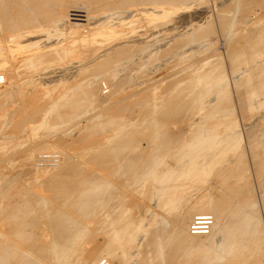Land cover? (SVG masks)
<instances>
[{
    "label": "rangeland",
    "instance_id": "obj_1",
    "mask_svg": "<svg viewBox=\"0 0 264 264\" xmlns=\"http://www.w3.org/2000/svg\"><path fill=\"white\" fill-rule=\"evenodd\" d=\"M130 5L118 9L94 6L87 12L77 10L75 14L67 15L71 16L68 18L55 17L52 21L45 22L39 19L38 25L33 22L28 27L16 28L18 33L15 29L10 31L0 26V216L11 208L13 194L29 190L30 196L41 195L48 198L50 188L46 187L50 184L52 186L59 179H68L77 169L80 172L77 179L94 175L108 179L114 186H120L122 177L112 174L103 165L100 166L101 160L115 149H129L134 143L135 146H140L151 135H160L159 138L164 135L161 138L163 140L158 141L167 143L173 137L174 143H168L174 154L192 133L203 129L204 132L208 127L217 126L219 133L221 132L217 142L221 138L222 140L214 149H203L201 159L194 160V163L187 161L182 165H177L175 160L169 161L176 172L188 168L195 173L188 172L191 173L190 178H193L185 180L188 183L183 181L186 186L181 185L184 192L177 193L181 196V205L178 203V207L175 206L178 209H170L169 217L173 218L183 206L187 207L186 203L189 206L196 199L199 200L200 196H217L218 190L222 188L218 186L219 183L221 185V173L238 162V173L247 181L242 182L245 183L244 189H248L246 194L248 192L255 201V212L259 215V223L263 225L261 227H264V176L257 163L259 160L255 158L264 153V145L261 147L264 143V92L261 91L260 94L255 91L257 96L252 91L256 88L257 81L251 77V71L264 63V42H258L257 47V44L248 45L250 43L246 40L255 30L258 33L260 29H264V0H186L162 4L163 6L155 9L156 12L151 5ZM208 23L213 25L215 32L205 37L198 27ZM106 24L113 28L106 32ZM72 28L77 30L75 35L69 34ZM55 29L60 31L55 33ZM47 30H51L54 37L49 35V38L45 32ZM14 32L18 37L22 34V39L20 37L18 40ZM94 32L98 34H92ZM23 34L24 37H29V42ZM33 34L36 36L33 37ZM56 34L62 38H58ZM12 36L17 37L15 43V38L11 42ZM35 41L43 42L38 44ZM30 42L32 43L29 44ZM25 43L30 48L27 49ZM42 44L47 45V49ZM239 44H244V48H240ZM40 45L42 49L38 48ZM28 55H32L31 58ZM246 87L252 88L250 90L255 95ZM245 90L252 93L253 97L248 99L246 96L250 94L247 95ZM68 115L67 119L64 118ZM250 146H257V150H262L256 151ZM253 152L255 154L252 156ZM94 161L97 166H94ZM153 179L154 176L148 177L130 192L125 191L130 195L126 201V211L135 217V223L142 227L140 229L143 232L147 230L148 233L151 228L154 230L149 221H153L154 214H159L156 205L162 203L159 199L161 196H157L160 194L148 189L153 184ZM112 203L115 204L116 199ZM64 207L67 211L68 207ZM98 215L90 220L80 218L81 223L88 228H85L86 231L80 238L82 246L86 244L84 247L87 251L95 249L100 242L94 236L97 225L93 224L100 221L102 215ZM1 221L0 219V233L7 229L6 224ZM147 225L151 228L148 226V229ZM262 231L264 236V228ZM138 234L134 238L135 243H131L133 246L130 245L134 250L136 245L143 244L149 237L147 234L144 241L140 238L146 233ZM192 237H198V242L205 240V236ZM262 239L264 243V237ZM96 241L98 242L94 244ZM139 247L135 251L130 248L131 252L129 249L131 257L134 253L139 254L142 250ZM103 254L100 259L106 256ZM135 255L133 260L130 256L126 257L129 264L136 262ZM105 259L106 257L102 264L111 263V258L108 257L107 262ZM129 259L132 260L131 263ZM263 263L264 258L261 264Z\"/></svg>",
    "mask_w": 264,
    "mask_h": 264
},
{
    "label": "bare ground",
    "instance_id": "obj_2",
    "mask_svg": "<svg viewBox=\"0 0 264 264\" xmlns=\"http://www.w3.org/2000/svg\"><path fill=\"white\" fill-rule=\"evenodd\" d=\"M182 1H186V0H0V26L1 28L2 26H4L5 29L6 28L10 29V31H12V29H15L14 31L17 32L16 28H23L24 26L28 27L29 25H32L33 22L37 24L38 23L37 21L39 19H43L44 22L49 21V20L52 21V19H54L55 17L62 19L64 16L67 17V15L75 14L77 10L87 12V10L89 11L94 6H107V7H114V9H118L122 6L123 7L126 6L127 4H131L130 6H133L132 4L134 5L136 4V6L137 5H151L152 9L154 8L153 10L156 12L157 7H159L160 5L163 6L162 4L169 5L170 3L175 4V3H181ZM68 17H71V16H68ZM111 24H108V25H111ZM226 25L228 24L226 23ZM212 26L213 25L208 23L205 26L198 27L200 30L199 32L203 31V34L205 35V37L209 35H213L215 31L213 30ZM83 27H86V26H83ZM106 27H107V29H105L106 32L110 31L111 28H113V26L109 27L107 26V24H106ZM108 27L110 28L109 30H108ZM37 28L38 30H40L39 27ZM262 29H260L261 31H259L258 33H256V31L258 30H255V33L252 32L250 37L247 36L248 39L246 40L250 43L248 45H252V44L256 45L258 42H261V43L264 42V29L263 30ZM26 31H30V29ZM50 31L49 32L48 30L45 31L48 33L47 34L48 37L49 35L51 36L54 35ZM56 31L58 33V31L60 30L55 29V31L53 32L56 33ZM15 32H14V36L18 37V35H15ZM42 33L41 35L43 34L45 35V33L43 34ZM60 33L63 34L62 32ZM75 33H77V30H73V28L69 32L70 35L71 34L75 35ZM92 34H98V33L94 32ZM21 35L18 38L12 36L11 42H12V38L13 40L15 38L14 40V43H15L16 38L19 40ZM33 35H34L33 37L36 36V34H33ZM60 35L56 34L58 38L62 36ZM23 37H24V34H23ZM24 38L27 39L28 41L29 37L27 38L24 37ZM24 38H23V42L25 41ZM243 40H245L244 37H243ZM43 41H39V42L37 41V42L39 44L40 42H43ZM16 43L19 44L18 42ZM31 43L32 42H30L29 44ZM26 44L27 43H25V45ZM58 44L59 43L57 42V45ZM244 44H247V43H244ZM244 44H239L238 46H240V48H244ZM40 46H38V48L42 49V46L41 48ZM43 46H44L43 48H45L47 45L46 46L43 45ZM16 47L18 48V46ZM72 47L74 46L72 45ZM257 47H259V45ZM261 47L262 46H260V48ZM26 48L27 49L30 48V45L28 47L26 45ZM36 48H37V44H36ZM56 53L59 54V52H56ZM29 56L30 55H28V57ZM31 56L29 58H31ZM38 63H41V62H38ZM249 66L251 67V65ZM257 68L258 69H255V70L252 69L253 71L251 72L253 73L252 74L250 73L253 80L257 81V84H256L257 86H255L257 90H255L256 88L254 89L253 87L254 90L252 91L253 92L259 91L261 94L262 93L261 91L264 92V63H262V65ZM207 76H209V74ZM247 82L250 83V81H247ZM250 89L249 91L252 92ZM247 91H246V94L249 95L250 93L249 91L247 93ZM256 92L255 94L257 95V93L259 92L257 93ZM252 93L246 97H248V99L252 98L253 97ZM79 94L81 95V93ZM255 94L253 93V95ZM225 97L227 99V96ZM243 99H245V97ZM260 105L262 106V104ZM218 107L219 106L217 105V108ZM55 115H57V112L55 113ZM214 115L215 114H213V116ZM68 117L69 115L67 117L64 116V118L66 119ZM211 120H213V118ZM47 122L50 123V121H47ZM218 128L219 127L217 126L216 127L212 126L210 128L208 127L204 132H202L204 130L203 129L202 131L201 130H199V132L197 131V133L196 132L192 133L190 138L180 145L178 151H176L175 153L173 152L174 154H172L171 152L172 148L169 143H172V142L174 143L175 139L173 140L172 139L173 137H172L170 140H167L169 143L159 142L160 140H163L161 138H163L164 135L163 137L161 136V138H159L160 135H157L158 137H151L152 136L151 135L149 139L147 138L146 141L143 142V144L140 142L142 145L139 146L138 145L139 143H137L138 146H135L136 143H134L135 145H133V147L132 148L130 147L129 149L128 148L118 149L116 147L117 149L113 151L114 154L111 153L110 155H108V157H106L104 160H101V162L100 161L99 162H100V166L103 165L106 169L108 168L112 174L116 173L122 177L121 178L122 184L120 186L118 185L120 188H118V186H114L112 184L113 182L109 181L106 178L100 177V176L90 175L89 177L86 176V177H82L81 179H77V177H79L78 174L80 173L79 169H77L74 172V174L72 173L73 175L69 177L70 179L68 177H67L68 179L64 180L63 178V180L61 181L59 179L52 186L51 184L50 186H47L46 188H50L49 189L50 192H48L49 193L48 198L46 196H44L46 197L44 198L41 195L37 196L36 194H33L32 192H31L32 195H36L37 197L30 196L29 190L27 189L26 190L28 193L24 190L26 193L22 192L21 194H13L11 198V208L7 209V211L2 213L0 216V219L2 220L1 222L2 223L4 222V225L6 224V227H7L5 232L0 233V264H102L103 259L105 257L106 259L108 257L111 258L110 264H129L128 260H126V257L128 256L127 254L131 252V249H133L131 248V246H133L131 243H135L136 239L134 240V238L139 232L140 233L142 232V234L144 233V235L146 233V235L143 238L141 237L140 239L145 241L148 235L149 237L148 239H146L144 243L141 241L143 244L136 245V247L142 246L141 248L140 247L138 248L142 250L140 252L138 250L140 254L139 255L137 253L138 256L135 255L134 253L135 255L134 260L136 259V262L132 264H261L264 258V248H263L264 243L262 239V237H264L262 235V232H263L262 228L264 227H261L263 225L261 222H260L261 224L259 223L260 221L258 217L259 215L255 212V209H254L255 201L252 199V197H250L248 192L246 194V191H248V189L247 190L244 189L245 183H242V182H247V181H244V178L240 177V172L238 173V169L240 168L239 167L240 164H238V162L237 164L234 162V164L230 165L228 168L226 167L227 169L221 173L220 178H219L221 185L219 183L218 186H221L222 188L218 190V193L216 192L218 194L217 196L213 197V195L211 194L210 196H208L209 194L206 195L205 197L202 196V198L200 196L199 200L196 199V201L192 203L191 205L188 206L186 203L187 207L185 206L186 208H184L183 206V208L181 209V211H179V213L176 214L174 212L176 215L173 218L169 217L170 209L173 211L174 207L175 206L178 207L177 204L181 201L180 200L181 196H179L177 193L181 192L183 188L186 187L184 186L185 183L183 184V181L184 182L189 181L188 178H190L191 176V175L189 176V174L194 172V171L191 172L192 170L185 168V167H184L185 169H180L179 172H176L174 166L172 167L171 166L172 164L171 165L169 164V161L175 160L177 162V165L178 164L182 165L186 163L187 161L188 162L189 161L193 162L194 160L198 161V158H200L201 156L200 154L202 153L203 149L206 150L212 147L214 149L217 143H220V141L222 140L221 138V140L217 142V140L220 138L219 136L221 133V132L219 133ZM223 134H221V136ZM165 138L164 140H166ZM255 141H257V139ZM239 144H240V141H239ZM257 144L258 143H256V145ZM263 145L264 143L261 144V147H263ZM126 146L128 147V144ZM255 147L258 148L257 146ZM255 147L253 148L256 149ZM231 149L233 148L231 147ZM259 150H262V149H259ZM259 150L256 149V151H259ZM254 152L252 153V156L253 154H255ZM256 156L257 157L255 158L259 160V162L257 163L260 167L261 173L264 174V153L261 154L260 157H258V155ZM94 164H93L94 166H97L95 161H94ZM174 164L176 165V163ZM241 165L244 166L243 164ZM186 166L188 165L186 164ZM183 170H186V172ZM95 172H96V169H95ZM188 172H191V173H188ZM202 172L203 171L201 170V173ZM94 174L96 175L97 173H94ZM263 174L261 175L264 176ZM152 176H154L153 184L151 183V185L148 186V189L150 188V190L152 189L153 191L160 194L157 196H161V198L159 197V199H161L162 203L159 202L160 203L159 205L158 203L157 205L155 204L156 206H158L157 208L159 210V214L157 213L156 215L154 214L153 216L154 218L152 219L153 221H149L151 222V224L149 223L148 224L150 226H153L154 230H152V228L149 225H147L148 229L149 227L151 228V232L148 233L149 231L147 230L143 232L142 229H140L142 227H140L139 224L135 223V220H136L135 217L126 211V201L129 199L130 195L128 194V192L126 193L125 191L128 190L130 192L132 189L139 186V183L141 184L144 180H146V178L152 177ZM192 178L193 176L190 178V180ZM181 185H183L184 187H182ZM150 193L152 192L150 191ZM119 194L121 195L117 197ZM114 199H116L115 204L112 203ZM163 199L165 201H163ZM51 202H53V204ZM55 202L58 203V205ZM64 205L68 207L67 211L64 210L65 209ZM177 207L175 208L178 209ZM146 212H149V211H146ZM99 213L102 215V217L99 219L100 221L96 219L97 220L96 223H93L94 225L95 224L97 225L96 226L97 228L94 226L96 228V229L94 228L95 234L93 232L92 233L94 234L95 237L97 236V238L100 239L99 240L100 242L95 249L91 251H87V249L84 247L86 244L82 246L83 244L80 243L81 242L80 238L83 237L84 230L86 231V229H88L86 228L85 224L81 223L82 222L81 219L90 220L92 217L93 218L96 217ZM205 214L211 215L213 218L212 230L208 235L205 236V240L200 241L199 239L200 242H198L196 241L198 237L197 239H195L194 237H192L193 235L191 237L188 235V234L191 235L190 229H189V225H190L189 220L192 219L191 218L192 215L196 216V215H205ZM98 216L100 217V215ZM87 233H88V230H87ZM84 235H86V233ZM138 236L140 235L138 234ZM93 241L95 240L93 239ZM97 242L98 241H96L94 244H96ZM136 247H135V250H137ZM129 249H130V252H129ZM102 254L106 256L103 257V259H100V256ZM134 255L132 254V257L130 256L131 259L133 258ZM131 259H129V261Z\"/></svg>",
    "mask_w": 264,
    "mask_h": 264
},
{
    "label": "built area",
    "instance_id": "obj_3",
    "mask_svg": "<svg viewBox=\"0 0 264 264\" xmlns=\"http://www.w3.org/2000/svg\"><path fill=\"white\" fill-rule=\"evenodd\" d=\"M213 218L211 215H196L192 218L189 229L193 236H206L212 230Z\"/></svg>",
    "mask_w": 264,
    "mask_h": 264
}]
</instances>
